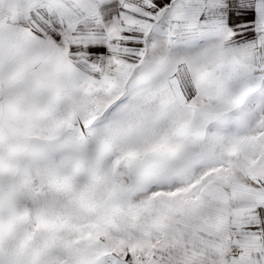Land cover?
<instances>
[{"label":"snow or ice","instance_id":"obj_1","mask_svg":"<svg viewBox=\"0 0 264 264\" xmlns=\"http://www.w3.org/2000/svg\"><path fill=\"white\" fill-rule=\"evenodd\" d=\"M0 264H264V0H0Z\"/></svg>","mask_w":264,"mask_h":264}]
</instances>
